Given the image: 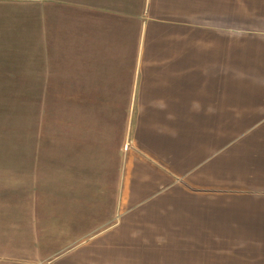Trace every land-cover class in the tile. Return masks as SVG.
Returning a JSON list of instances; mask_svg holds the SVG:
<instances>
[{"label": "crops", "instance_id": "crops-1", "mask_svg": "<svg viewBox=\"0 0 264 264\" xmlns=\"http://www.w3.org/2000/svg\"><path fill=\"white\" fill-rule=\"evenodd\" d=\"M75 1L79 61L135 53L115 218L97 227L57 182L0 264H264V0Z\"/></svg>", "mask_w": 264, "mask_h": 264}, {"label": "rangeland", "instance_id": "rangeland-1", "mask_svg": "<svg viewBox=\"0 0 264 264\" xmlns=\"http://www.w3.org/2000/svg\"><path fill=\"white\" fill-rule=\"evenodd\" d=\"M77 7L75 0H0L2 246H27L9 234L32 220L36 225L42 202L56 200L57 182L80 184L82 217L95 214L97 227L115 218L134 118L135 53L128 48L122 63L79 61L88 47L84 32L74 31ZM57 154L65 163L59 173ZM43 167L49 170L44 176ZM42 182H50L48 191Z\"/></svg>", "mask_w": 264, "mask_h": 264}]
</instances>
